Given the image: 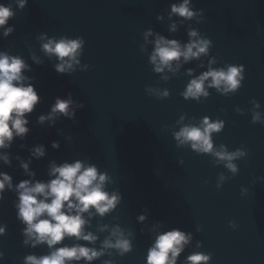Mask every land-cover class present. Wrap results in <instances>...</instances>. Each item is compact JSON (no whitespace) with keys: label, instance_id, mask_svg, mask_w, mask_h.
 <instances>
[{"label":"water","instance_id":"1","mask_svg":"<svg viewBox=\"0 0 264 264\" xmlns=\"http://www.w3.org/2000/svg\"><path fill=\"white\" fill-rule=\"evenodd\" d=\"M181 2L27 0L21 9L17 0H0L14 13L4 26L13 31L5 36L0 28V52L24 60L28 69L22 74L40 96L26 114L28 133L0 149L10 159L8 165L0 161V172L12 177L13 187L23 179L47 182L52 163L81 160L108 174L105 190L118 191L122 201L104 216L84 214L85 231L96 241L66 237L53 246L80 244L99 251L111 229L120 227L131 251L121 256L114 248L104 249L90 264H145L156 235L172 228L192 236L177 264H185L193 252L210 254L208 264H264V0H190L191 10H202L191 19L170 15L171 5ZM191 30L197 37H189ZM61 36L85 40L71 74H57L56 58L41 49L47 39ZM157 36L181 47L197 38L211 44L206 54L188 61L181 57L171 62L172 70L156 72L150 56ZM241 64L244 80L237 91L222 94L205 81L206 97L182 95L209 67ZM69 92L74 102L84 104L76 108L75 122L61 117L52 125L39 124L38 116L47 115L54 99H67ZM205 117L223 122L219 132L211 133L214 150L223 145L229 153L243 152L232 161L235 173L210 152H197L190 142L175 139L182 127L200 126ZM53 141L59 142L58 149L51 147ZM37 145L45 149L39 159L30 156ZM17 156L30 161L33 177L24 173ZM15 201L16 193L6 187L0 199V224L7 226L0 236V264H22L26 255L50 251L45 244L22 246ZM140 214L146 217L142 222Z\"/></svg>","mask_w":264,"mask_h":264},{"label":"clouds","instance_id":"2","mask_svg":"<svg viewBox=\"0 0 264 264\" xmlns=\"http://www.w3.org/2000/svg\"><path fill=\"white\" fill-rule=\"evenodd\" d=\"M17 3L18 7L23 9L27 0H17ZM189 5L190 0L172 4L170 15L174 13L185 19H191L201 14L202 10L193 11ZM13 15L10 7L0 4V28H4L5 36L13 31L12 27H4ZM171 30H175V24L172 25ZM148 35H151L150 31L145 33V39ZM188 35L190 38L197 37V31L191 30ZM40 38L44 39L43 36ZM84 44L85 40L80 36L75 38L61 36L59 39H47L41 45V49L49 58H56L57 63L54 64L53 69L57 74H71L75 71V66L80 63L79 58L82 56ZM210 44L211 41L208 39L197 38L190 39L189 43L181 47L176 40H166L162 36H157L150 61L156 72H162L164 68L172 70V61H179L181 57L184 61L198 58L200 54L207 53ZM33 60L36 63L40 62L35 57ZM84 67L88 68L89 65ZM27 69L28 65L19 56L0 52V149L10 148L14 137L23 138L28 133L26 114H31L40 102L34 84L28 83L30 78L22 74ZM244 71L242 64L228 65L219 69L209 67L208 71L189 82L182 95L185 99L189 97L197 99L201 95L206 97L208 92L205 90V81H209L208 87H215L222 94L235 92L242 85ZM164 95H167V92ZM83 107L82 102H74L69 92L67 99L57 96L50 105L48 114L39 115L37 122L43 124L48 121L52 125L61 117L75 122L76 108ZM258 119V115L253 117L254 122ZM222 127V121L209 122L205 117L200 126H184L174 136L178 144L190 142L191 148L197 152H210L218 160L226 162L225 166L235 173L237 168L232 161L242 156L243 152L237 150L229 153L225 151L223 145L218 151L213 149L211 133L219 132ZM59 146L58 141L51 143L53 149H58ZM44 155L43 145H37L30 151L32 158L39 159ZM16 159L20 160V157L17 156ZM0 161L5 165L10 164L9 155L0 154ZM29 162L20 160V167L28 177H33L35 174L29 171ZM48 176L50 179L47 182L23 179L13 187L12 177L0 172V199L3 198L6 187L16 193L13 207L16 220L23 225L20 233L23 237L22 246L34 248L39 244H45L50 249L47 255L40 257L32 254L24 256L22 264H72L73 261L79 262L82 259L85 264H90L91 261L104 255V249L114 248L121 256L131 251L132 244L125 238L120 227L111 229L110 237L103 241L99 251L80 244L53 248L66 237L75 238L77 241L95 242L97 237L92 232L85 231L88 219L84 214H87L88 218L94 214L104 216L121 203L122 194L118 191H106L105 185L110 181L108 174L101 172L95 164L81 160L59 165L52 163ZM220 179L223 180L224 177L221 176ZM137 219L142 222L146 217L140 214ZM6 228V225L0 224V236L5 235ZM191 239V233L179 228L158 233L147 250L145 264H177V257ZM3 256L4 253L0 252V259H3ZM210 259V254L193 252L185 258V264H208ZM104 264L111 262L105 261Z\"/></svg>","mask_w":264,"mask_h":264}]
</instances>
